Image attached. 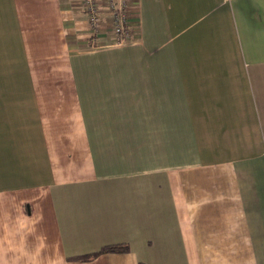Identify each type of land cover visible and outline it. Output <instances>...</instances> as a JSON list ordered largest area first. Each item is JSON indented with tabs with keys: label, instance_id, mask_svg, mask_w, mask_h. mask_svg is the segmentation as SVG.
I'll use <instances>...</instances> for the list:
<instances>
[{
	"label": "crops",
	"instance_id": "crops-1",
	"mask_svg": "<svg viewBox=\"0 0 264 264\" xmlns=\"http://www.w3.org/2000/svg\"><path fill=\"white\" fill-rule=\"evenodd\" d=\"M129 1L0 0V264H264V0Z\"/></svg>",
	"mask_w": 264,
	"mask_h": 264
},
{
	"label": "built area",
	"instance_id": "built-area-1",
	"mask_svg": "<svg viewBox=\"0 0 264 264\" xmlns=\"http://www.w3.org/2000/svg\"><path fill=\"white\" fill-rule=\"evenodd\" d=\"M129 0H82V10L86 13L88 23L94 33L103 29L105 13L108 16V31L117 42L124 41L132 31ZM106 29V30H107Z\"/></svg>",
	"mask_w": 264,
	"mask_h": 264
},
{
	"label": "trees",
	"instance_id": "trees-1",
	"mask_svg": "<svg viewBox=\"0 0 264 264\" xmlns=\"http://www.w3.org/2000/svg\"><path fill=\"white\" fill-rule=\"evenodd\" d=\"M128 251V245L123 243H115V244H107L103 245L100 249L97 251H94L92 253H86V254H80L75 256H70L69 259L71 260H80V261H86L94 258L95 256L105 253V252H126ZM143 264V263H140Z\"/></svg>",
	"mask_w": 264,
	"mask_h": 264
}]
</instances>
